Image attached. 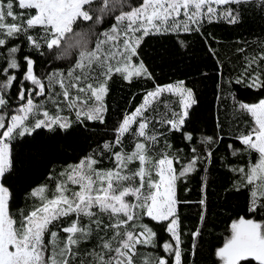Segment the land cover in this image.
Segmentation results:
<instances>
[{"label":"snow or ice","instance_id":"1","mask_svg":"<svg viewBox=\"0 0 264 264\" xmlns=\"http://www.w3.org/2000/svg\"><path fill=\"white\" fill-rule=\"evenodd\" d=\"M93 3L94 0H0V47L6 44L4 36L27 33L28 29L41 26L46 33L47 49L57 50L53 59L78 51V60L66 75L50 71L41 76L37 74L33 58L24 56L21 63L16 57L20 50L17 46L6 49V63L0 68V181L13 166L10 158L13 139L31 135L40 128H71L73 120L60 114L63 111L61 103L74 112L76 122L103 123L107 111L104 98L108 93V81L114 74L128 83L134 78L152 79L145 63H136L133 59L139 56L138 49L145 37L200 33L205 22L224 20L236 24L240 22L243 5L255 4L264 10V0H137L136 3L100 0L96 7L85 8ZM14 6L21 11H14ZM32 9H35L34 15L27 11ZM114 12L119 13L114 17L115 25L110 31H104L103 39L97 38L94 48H90L92 25L80 27L77 19L99 24ZM8 18L13 23H7ZM124 21L128 23L121 27ZM27 38L33 47H41L32 35ZM257 48L252 53H247L244 47L236 50L243 54V63L235 82L262 89L264 42ZM75 69H81V73L75 74ZM54 85L59 86L60 92L56 95L62 100L57 103L53 115L37 97L55 99L52 96ZM164 93L177 97L178 110L171 108L170 102H164L165 112L154 107V104L159 105ZM196 103L192 89L183 81L156 85L145 93L142 103L119 122L114 129L115 141L103 144V150L111 153L114 167L96 168L100 160L95 155L68 166L60 173L64 179L55 181L51 198L45 195L47 185L31 192L41 203L28 214L22 213L19 221L9 211L10 190L0 182V264H138V259H142L143 264H182L176 183L198 164L207 163L212 149L208 147L201 154L193 144L190 149L193 155L185 161L178 152L170 154L168 149L172 145L166 143L165 151L158 152L154 158L150 153L164 132L155 130L152 112L159 115L156 123L161 127L169 132H181L186 141L192 142V133L184 128ZM234 108L253 119L249 130L236 139L245 150L257 152L259 159L255 164L249 163L247 171L244 167L233 171L240 174L244 187L251 186V209H264V98L251 104L236 101ZM126 133L137 138L134 150L113 151L114 146L121 145ZM218 139L203 137L200 143L211 145ZM238 151L233 148L232 154L237 155ZM134 161L139 162V167L130 171L128 165ZM175 165H180L179 170ZM128 197L133 199L129 201ZM69 216L75 219L64 226L61 221ZM145 217L158 224L164 223L169 239L158 245L157 232L144 223ZM81 218L88 222L82 223ZM61 232L66 235L61 237ZM94 235L97 244L87 253L91 259L77 262L82 255L81 243ZM192 235L194 239L198 237L199 229ZM155 247H160L167 255L154 256L141 251V248ZM216 255L223 264H252L253 261L264 264V224L243 218L233 222L230 238Z\"/></svg>","mask_w":264,"mask_h":264},{"label":"trees","instance_id":"2","mask_svg":"<svg viewBox=\"0 0 264 264\" xmlns=\"http://www.w3.org/2000/svg\"><path fill=\"white\" fill-rule=\"evenodd\" d=\"M99 3L100 0H94L92 5H86L85 8H94ZM14 11L21 10L14 6ZM27 11L35 14V9ZM6 22L13 23L10 18ZM115 23V19L107 15L99 24L84 22L81 18L76 22L84 28L92 25L90 48H94L96 39H103L102 33L110 31ZM28 35L39 41L41 47H33L28 41ZM45 37L46 33L41 26L28 29L27 33L4 36L6 44L0 47V68L6 63V49L17 46L20 49L16 53L18 61L23 63L24 56L33 58L37 74L44 76L50 71H58L66 75L69 69L74 68L78 51L70 53L69 60L62 57L53 59L57 50L47 49ZM261 42H264V10L255 4L241 6V19L236 24H229L224 20L205 22L200 33H182L179 36L154 34L145 37L138 49L139 56L133 59L136 63H145L152 79L134 78L128 83L119 74H114L108 81V93L104 98L107 111L104 113L103 123L76 122L74 112L61 103L63 111L60 114L73 120L70 129L40 128L31 135L17 137L11 141L10 158L13 166L1 181L10 190V213L19 221L22 213L28 214L40 205L41 200L31 195L38 186L47 185L45 195L51 198L55 181L64 179L60 173L66 171L68 166L78 164L86 156L95 155L100 160V163L95 165L96 168L114 167L111 153L103 150L102 146L106 142L115 141L114 129L123 117L134 111L142 103L145 93L153 90L156 85L183 81L192 89L197 101L190 110L184 128V131L192 133L193 140L188 142L181 132H169L161 127L156 123L159 115L152 112L155 130L164 132V136L159 137L150 155L155 158L158 152L165 151L166 143L172 145L171 149H168L170 154L178 152L185 161L193 155L190 150L193 144L200 149L201 154H204L208 147L212 149V157L207 163L198 164L194 171L177 180L176 199L180 202L177 205V215L183 241L182 264H221L216 252L230 238L233 222L243 218L264 224V209L253 211L250 207L251 186L244 187L240 174L233 171L240 167L247 171L249 163L255 164L259 159L257 152L245 150L236 139L240 133L249 130L253 119L247 113L237 112L234 104L236 101L258 103L259 99L264 98V88H249L246 83L235 82L243 63V54L237 53L236 50L244 47L247 53H252L253 50H258L257 46ZM93 67L96 68L95 65ZM80 73L81 69H75V74ZM59 92V86L54 85L52 96H55V99L37 97V101L54 115L57 103L62 100L61 96L56 95ZM160 101L159 105L154 104L159 112L166 111L164 102H170V107L178 110L177 98L174 96L162 95ZM132 127L135 130L136 125ZM203 137L219 139L214 144L204 145L200 143ZM136 140L131 133H126L121 145L114 146L112 150L121 151L123 148L125 152H131ZM229 145H232V148H229ZM233 148L239 150L237 155L232 154ZM138 167V161L128 165L130 171ZM175 167L179 170L180 165ZM153 178H156L155 173ZM136 183H139V178ZM202 200L203 203H200ZM73 219L74 216H69L61 223L66 226ZM81 219L82 223L88 222L86 218ZM144 223L152 226L157 232L158 245L161 241L169 239L164 231V223L158 224L147 217L144 218ZM197 229L200 235L194 239L192 233ZM65 235L60 233L61 237ZM96 244L95 235L92 239L82 242V255L77 258V262L80 259L90 260L91 257L87 253L92 251ZM141 251L151 252L154 256L167 255L160 247L141 248ZM168 259L172 260L171 257ZM138 264H143V260L138 259Z\"/></svg>","mask_w":264,"mask_h":264},{"label":"rangeland","instance_id":"3","mask_svg":"<svg viewBox=\"0 0 264 264\" xmlns=\"http://www.w3.org/2000/svg\"><path fill=\"white\" fill-rule=\"evenodd\" d=\"M130 2L131 3H136L137 2V0H130ZM86 6V5H85ZM125 11H127V10H129L128 8H125L124 9ZM117 14H119L118 12H114V13H109L107 16H111V19H114V17H115V15H117ZM128 22L127 21H124L123 22V24L122 25H126ZM121 25V26H122ZM91 40H92V38L90 39V42H91ZM90 42H89V44H90ZM77 56V55H76ZM70 57H71V55H69V56H67V57H62L64 60H69L70 59ZM163 95V97L165 96H169V95H172V94H169V93H164V94H162ZM172 96H174L175 98H177L175 95H172ZM1 182V181H0ZM129 201H131L132 199L130 198V197H128L127 198ZM221 264H223V262L221 261Z\"/></svg>","mask_w":264,"mask_h":264}]
</instances>
